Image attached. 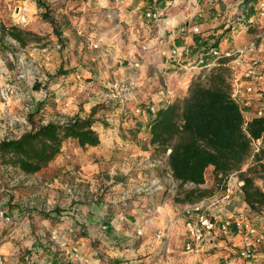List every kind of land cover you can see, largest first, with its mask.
<instances>
[{"label":"crops","instance_id":"crops-1","mask_svg":"<svg viewBox=\"0 0 264 264\" xmlns=\"http://www.w3.org/2000/svg\"><path fill=\"white\" fill-rule=\"evenodd\" d=\"M242 1L205 0L203 4L201 0H154L152 3H145L143 0H123L121 5H117L114 0H83V9L86 12L84 16L76 19L74 26L78 39H72L70 43L65 41L67 47L62 53V62H64V70L68 71L64 75L80 73L85 81L86 88L84 91H79L71 86L67 89L64 88V90H58L51 95L61 96L65 91L69 100L73 102L71 108L61 109L60 113L72 117L79 116L82 119L90 117L93 119L101 118L106 122H110L111 125L106 126L104 123L96 122L94 129L101 138V144L96 149L83 151L75 141L66 140L63 143L61 155L51 165V168L60 169L61 173L65 174L66 179L78 174L84 180L86 179L85 183L93 184V189L90 188V191H84L85 198L83 199L76 198L74 202H70V200L63 201L61 205L68 212H61L60 215L49 212L47 215L39 216L36 210H30L27 214L22 211V220L17 222L13 229V235L17 233V237L22 239L26 236L22 232H27L28 227L32 228L35 225L41 229L39 232L42 236L40 242L48 236V233L51 235L54 232L66 239L70 240L71 238L74 241L75 248L79 247L88 261L90 254H92L89 244L96 239L103 242L110 238L112 240L115 239V241L124 239L129 243L131 242V245L138 243L139 240L135 232L143 225L142 219L144 217H141V213H146L148 208H153L158 215L148 225L145 229L146 231L144 230V237H140L142 248L132 252L129 250V254L121 255H125L123 261H130L126 264H148L150 259H153V256H159V262H161L160 258H163L161 251L168 253L172 257L173 260L169 264H264L262 249L256 251L255 260L252 263H246L240 258L238 250L241 248L242 240L240 232L235 228H231L225 235L210 237L209 242L205 243L199 252L195 254L183 252L186 239L179 238L170 229L171 218L175 216L174 204L171 201H165L161 204V201L157 199L152 206L146 203L145 205L139 204L140 206L138 207H136L138 203L130 202L126 214L131 218H126L125 224L132 229L124 232L122 237V232L120 233V229H117L118 225L116 226L118 219L117 215L116 217L114 216L116 211L109 210L112 207L105 204V202L117 204V202L123 200V197L117 198L119 186L122 184L111 186L115 182L112 179L109 182L110 193L107 195V199L96 196V189H94L95 182L101 177V173L108 169L111 161L121 158L120 163L128 165L131 162L137 163L138 160L152 154V149L147 141L149 133L146 123L130 111L122 112L121 107L117 103L108 99V91L105 89L104 83L108 80H121L130 76L128 72L118 67L117 61L137 59L141 54V48L143 46L148 47V53L144 58L145 67L137 84L138 89L128 107L132 110L138 103H152L157 105L158 109L165 108L170 101H174L185 94L192 80V76L187 73L186 69L199 54L203 51L206 54L211 42L216 41V46H220L223 50L239 44V38H237L235 30L222 36L216 37L215 35L223 28V18L235 17L238 15L236 13H241L239 12L241 9L239 4ZM0 2L6 8V1L0 0ZM261 3H264V0H244L243 6L247 12V19L258 14ZM166 6L170 7L167 15L176 20L177 28L172 29L165 24L159 27H148L143 20V13L149 8H166ZM184 7L185 10L181 11L180 14L183 16L182 18H179L178 15L173 16V13L179 9L182 10ZM251 8L256 9V15H248V9ZM172 9L173 11L175 9L178 10L173 12ZM30 23L31 21L28 25ZM195 27H199L204 33L206 31H214L213 33L215 34L210 38L204 39L203 36L192 33ZM93 38L101 40L98 44V49L93 50L89 47L88 42ZM77 42L79 43L78 49L80 51L85 46L89 47L87 48L89 56L86 55L84 57L86 58L85 61L76 65L74 69L68 66L66 61L67 58H71L73 44ZM173 47L178 48L180 51L176 62L167 61L166 57L162 55L165 52L168 53ZM209 56L207 54L206 58ZM89 59L93 63H90ZM62 62L60 65H57L59 63L49 64L48 70L54 71V74H56V67L61 66ZM163 81H166L173 92V96L161 98L160 90L162 88L161 82ZM57 88H59L58 85L52 89ZM21 93L28 96L31 94L27 87H24ZM39 96L36 98H39ZM86 100L90 101V103H87ZM17 103L19 106L22 105L20 101H17ZM100 103L103 104V107L100 105L104 108L103 110H101V107L99 110L92 109ZM58 109L60 110V108ZM51 111L52 109L50 108L47 110L48 113L42 110L45 114L44 117H49V112ZM137 121L143 125L138 138L125 140L123 133L128 135V131L134 130V123ZM209 172L213 173V170L209 169ZM132 176H135V174H132ZM138 176H141L140 173ZM213 183L214 179L211 181L206 180L205 185L211 188ZM54 195L55 193L52 192L51 196L53 197ZM128 197L131 198V196ZM117 208L119 207L117 206ZM233 208L232 210L236 213L237 210H244L245 204L242 200H238ZM12 211L17 212L18 209L17 211ZM144 213L142 215L147 216ZM62 214H65L66 217H61ZM75 215H77L79 221L75 218ZM47 216L48 218H46ZM221 220V218L215 220L217 226L221 224ZM103 227L107 229L103 230ZM260 229L264 231V221L260 223ZM69 231H79L78 234L80 235L73 232L69 233ZM158 231L165 234L167 238L165 242H158L154 239V234ZM82 233L83 235H81ZM115 241L110 242V244H115ZM23 244L28 245L29 242H21V247H23ZM4 247L7 250H13L14 254L19 250L9 241L4 243ZM71 249L73 248L67 249L69 253ZM139 254H141V257ZM55 256L54 258H56ZM142 256H145V258H142ZM44 257L53 258L48 253ZM15 259L12 258L10 264H14ZM56 264L61 263L58 262ZM122 264H125V262Z\"/></svg>","mask_w":264,"mask_h":264},{"label":"built area","instance_id":"built-area-1","mask_svg":"<svg viewBox=\"0 0 264 264\" xmlns=\"http://www.w3.org/2000/svg\"><path fill=\"white\" fill-rule=\"evenodd\" d=\"M4 1H6L7 9L12 13L10 27L19 29L26 27L29 24L31 15V7L27 4L29 0ZM122 1L114 0L117 5H121ZM143 1L152 3L154 0ZM239 5H241L239 10L241 13H236L238 15L235 17L223 18V28L215 36H222L235 30L237 38L245 36V40L237 46L233 45V47L226 50L216 46V41L211 42L206 54L204 51L199 54L186 70L193 78L202 71H210L217 67L220 60L227 61L225 66L229 70L230 97L239 107L242 114V129L251 141L250 155L241 170L234 171L226 176L220 175L214 179L213 186L210 188L214 190L212 196L175 208L177 213L171 218L170 229L179 238L186 239L185 251L189 254H195L199 252L205 243L209 242L210 237L225 235L231 228H235L240 232L242 240L241 248L238 250L239 256L246 263H252L255 260V254L258 249H262L264 255V231L260 229V223L264 221V213H252L244 202L243 187L245 182L241 179V175L255 164L257 156L264 153V132L259 139H253L248 133V128L254 120L264 122V3L260 4L258 14L248 19L246 18L247 12L243 6L244 0ZM169 8L167 6L166 8H149L143 13L145 24L150 28L165 24L172 29H176V24L169 23V21L173 20L167 15ZM256 24L261 26L259 32L248 37L246 34L249 28ZM1 28L2 22L0 19V119L4 121L2 126L4 131H1L0 143L5 140L19 139L23 134L31 131L32 124L29 121V117L36 113L37 107L41 105L44 111L48 110L50 97L47 89L52 86L53 79L58 81L56 85L63 90L71 86L79 91H84L86 88L85 81L80 73L62 75L57 78L54 77L56 74H53L51 78L45 74L44 71H48V65L53 64L56 61L57 54L62 53L64 50L63 45L59 41L54 43L52 47L46 46L27 52L19 42L7 36L4 39L10 44L11 52H9L5 61L1 59V42L4 41ZM213 32L206 31L204 33L199 27H195L192 30L193 34L203 36L204 39L212 37L215 34ZM100 41V39L96 38L90 39L88 42L89 47L93 50L98 49ZM147 53L148 47L143 46L137 59L130 61L118 60V67L128 72L130 76L121 80H108L104 83V87L108 91L109 101L117 103L121 107L122 112L130 111L145 123L155 118L160 110L157 105L138 103L132 110L129 109L128 105L133 101L138 89L137 84L145 67L144 58ZM179 53V49L173 47L168 53L165 52L162 55L166 57L167 61L176 62ZM207 54L213 56L214 60L207 62ZM161 83V98L173 96V92L166 81ZM37 85L41 87V96L35 98L34 101L31 100L30 96L21 93L24 87L32 90ZM57 98L58 100L55 101L60 104L61 109L66 110L73 106V102L69 100L65 91ZM17 101H20L22 105L19 106ZM31 102H34V104H30ZM172 102L173 100L168 105ZM17 110L21 112L19 115H16ZM67 122L60 121L56 123L64 125ZM48 123L45 120L41 122L42 125H47ZM261 163L264 164V158ZM150 166L166 170L167 175L173 179L168 171L166 158L156 159L154 164ZM9 169L12 168L10 167ZM185 186L194 188L193 185ZM203 186L204 188H209L206 185ZM160 190H162L160 183L153 180L146 187H134L132 191L135 194L142 195L153 194ZM69 193L71 199H75V196L78 195L75 191L69 190ZM238 200H242L245 204V209L242 211L237 210L235 213L232 209H234L235 202ZM12 210L17 211L11 206L0 207V221L3 229H8L11 225L16 226L17 222L21 221L19 210L17 212ZM31 210L35 211L33 207ZM49 212L47 211V213ZM75 218L79 221L77 215H75ZM220 218L222 219L221 224L217 226L215 220ZM106 229V227H103V230ZM144 230L145 227H139L137 236H144ZM55 239V236L51 237L52 241ZM154 239L158 242L167 240L165 234L161 231L154 234ZM62 246L68 247L69 240L66 239ZM43 252L41 249H36L34 253L24 257L23 262L17 264H56L48 257H43ZM0 264H7L6 259L1 255ZM81 264H88V261L83 260Z\"/></svg>","mask_w":264,"mask_h":264},{"label":"rangeland","instance_id":"rangeland-1","mask_svg":"<svg viewBox=\"0 0 264 264\" xmlns=\"http://www.w3.org/2000/svg\"><path fill=\"white\" fill-rule=\"evenodd\" d=\"M201 2L204 4L205 0H201ZM82 3L83 0H29L27 4L29 5V7L33 8V12L30 15L29 20V22L31 21V23L26 28L24 27L21 29L31 33V35L25 37V45L21 44L23 49H25L27 52H31L33 49H41L46 46L52 47L54 43L59 41L63 45L65 50V47H67V43H65V41L70 43V40L78 39L74 26L77 21L76 19L84 16L86 12L83 9ZM177 10L178 9H175V11ZM183 10H185V7L182 8V10L179 9L177 12L173 11L172 9V11L175 12L173 13V16L178 15L179 18H182L183 16H181L180 14ZM248 11V15H256L255 8H251ZM11 15V11H9L7 7L5 8L4 4L0 2V19L2 22L1 29L10 27ZM45 15H47L48 18H46ZM5 37H3V39ZM243 40H245V36L239 38V44L242 43ZM78 47V42L76 44H73L71 50V58H67L66 61L67 65L73 67L74 69L76 68V65L85 61L86 58L84 57L86 55L89 56V50L87 49L89 47L85 46L82 51H80ZM9 52H11V46L4 39V41L1 42V59L5 61ZM62 53L57 54V60L54 62V64L59 63L57 65H60L63 60ZM211 60H213V56H209L208 58H206L207 62H210ZM89 61L90 63H93L91 59H89ZM63 63L64 62H62L61 66H59L60 68L56 67V76H54L55 78L61 77L62 75L68 73V71L64 70ZM44 72L50 78L53 77L52 75L54 74V71L52 72L50 70H45ZM195 73L197 72L195 71ZM56 84V79H53L52 86L48 87L47 89L50 97L48 108L52 109V111L49 112L50 115L49 117H47L48 119L44 117L45 114L42 112L43 106L40 105L39 107H37L36 113L29 117L30 123L34 122L40 124L43 120H48L49 123H56L60 121L67 122L75 119L76 117H79L66 116L63 113H60V104L55 101L58 100V98L55 95H51L52 93H56L58 90H61V88H57L54 90L52 89L56 87ZM28 90L31 93L30 98L32 101H34L35 98L38 97L39 94H41L40 85H37L32 90ZM86 101L87 103H90V101ZM30 104L33 105L34 102H31ZM100 105L102 106L103 104H97L92 109L99 110L101 107ZM102 107L101 110L104 109ZM58 108H60V110ZM44 112H47V110ZM20 113V110L16 111V115H19ZM94 120L95 122L104 123L106 126L111 125L110 122H106L101 118H94ZM3 123L4 121L0 119V137L1 131H4V129L2 128ZM124 136L129 140H134L132 136H128L126 134H124ZM154 158H157L156 155L154 156L151 154L138 160L137 163L131 162L128 165L120 163L121 158H115L116 160L110 162L111 164L108 166V169L105 172H102L101 177L97 179V182H95V194L96 196L98 195V197L100 196V198L103 199L108 198L107 195H109L110 193L109 182L112 179H114L115 182L111 186L122 184L119 186V193L117 194L118 196H116L117 198L123 197V200L121 202H117V204H114L113 202H105L106 205H110L112 207L109 208V210H112L114 212L116 211L114 215L115 217L116 215L118 216L116 226L118 225L117 229H120V233L122 232V237L124 232L132 229L125 224L126 218H131L126 214V212L129 208L130 202L132 201L138 203L136 207L140 206L139 204L145 205L146 203L152 206L154 205V203H156L157 199L161 201V204L165 201H171L174 204L175 214L177 213L175 211V208L181 207L185 204H191L190 201H187L188 198H186V196L187 193L194 188L192 186H181L178 182L171 179L165 172L160 171L159 167H151L150 165L154 164V160H156ZM9 168L10 167L5 168L0 166V207L11 206V208L13 209H18L21 220V212L24 211L26 212L25 214H27V212L30 211L32 207L36 211H38V213H43V216L44 214L47 215V211H50L51 213L54 212L60 215L61 212L67 211V209H65L64 206L61 205L63 201L70 200V202H74L76 198L83 199L85 198L84 191L87 192L90 191V188L93 189V184L89 182L85 183L86 179L84 180L83 177H80L78 174L77 176H72L70 179H66L65 174L61 173L60 169L58 168V170L54 174L47 176V178L32 176L28 177V175H22L16 172L14 169ZM139 173L141 176H138ZM132 174H135V176H132ZM215 178L216 177L213 173H210L209 171L206 173L207 181H211ZM153 180H156L160 183V185L162 186V190L153 194L138 195L133 193L132 190L134 187H146ZM256 185L264 191V178L257 179ZM201 189L209 192V195L207 197L214 194V190L210 188H204V186H201ZM69 190L72 192L75 191L78 194H74L77 195L75 196V199H71ZM52 192L55 193L53 197L51 196ZM199 195L200 194L194 195L192 197V200H197ZM128 196H131V198H129ZM117 206L119 208H117ZM143 213L144 212L141 213V217H144L142 219L143 225L141 224V227H145L146 229L148 225H150L152 221L155 220V217L156 215H158V213L155 212L153 208H148L147 212L144 213L147 214V216L142 215ZM61 217H66V215L62 214ZM2 227L3 225L0 221V234L2 233L3 235H5L7 241H9L10 243L12 242L13 246L19 248V250L16 251V254H14L13 250H7L4 247L3 242L0 243V255L6 259L7 264L11 263L10 260L12 258H16L13 262L14 264L23 262L24 257L34 253L36 249H41V251L43 250L44 254L48 253L49 255H52V260H54L55 263L60 262L61 264H81L83 260L87 259L83 256L79 247L75 248V244L70 242L69 239V246L63 247L62 243L66 241V238L61 237L55 232L51 233V235L47 232L48 236L40 242L42 236L39 232L41 231V229H39L35 225H33L32 228L28 227L27 232H22L26 234V236H24L22 239H19L17 237V233L13 235V229L15 228V225L13 226L12 230L11 227L7 230H3ZM137 230L135 232V235L139 241L136 244L131 245V242L129 243L127 242V240L121 239L115 241V239L112 240L111 238L106 240L105 242L99 239L91 242L89 244V248L91 249L90 252L92 254H90L88 258V264H122L123 262H125V264L129 263L130 261L128 260L123 261L125 255H121L129 254V250L130 252H132L133 250L137 251L139 250V248H142L140 243L141 239L137 236ZM74 233L80 235L78 234L79 231ZM81 235H83V233ZM53 236H55L56 239L52 241L51 237ZM25 241H28L29 244H23V247H21V242ZM112 241H115L116 243L110 244V242ZM71 247L73 249H71L69 253L67 249ZM184 251L185 250H183V252ZM54 255H56V258H54ZM139 256L141 257V254H139ZM161 256L163 257L160 258L161 262H159V256H153V259H150V262L148 264H169L170 262H172L171 260H173L172 257L168 255V253H163V251H161ZM142 258H145V256H142Z\"/></svg>","mask_w":264,"mask_h":264},{"label":"trees","instance_id":"trees-1","mask_svg":"<svg viewBox=\"0 0 264 264\" xmlns=\"http://www.w3.org/2000/svg\"><path fill=\"white\" fill-rule=\"evenodd\" d=\"M45 17L48 18L47 15ZM260 27L259 24L251 26L246 35L257 34ZM2 30L3 37L9 36L22 45H25V37L31 35L16 27ZM218 64L212 70L194 76L182 97L160 109L155 118L146 123L147 141L152 155L157 157L154 159L166 158L172 178L181 186H194L186 196L191 203L209 195L208 191L201 189L209 169L213 170L216 178L239 171L251 151V141L242 129V114L230 97L227 61L220 60ZM31 124V131L19 139L0 143V166L11 167L24 175L47 178L58 170L51 165L61 155L66 140L75 141L83 151L96 149L101 144V138L94 129L96 122L91 117H76L64 125L54 122ZM134 126V130L127 134L137 139L143 125L137 121ZM263 132L264 122L260 120H254L248 128L253 139H259ZM123 137L128 140L124 133ZM263 158L264 153L257 156L255 164L241 175L245 182L244 202L254 214L264 213V191L256 185L257 179L264 178ZM160 171L167 174L166 170ZM197 194H200L198 199L193 201L192 197ZM42 214L38 213L39 216ZM10 227L12 230L13 226ZM72 232L76 231H69ZM6 241L1 233L0 243ZM70 241L74 242L71 238Z\"/></svg>","mask_w":264,"mask_h":264},{"label":"bare ground","instance_id":"bare-ground-1","mask_svg":"<svg viewBox=\"0 0 264 264\" xmlns=\"http://www.w3.org/2000/svg\"><path fill=\"white\" fill-rule=\"evenodd\" d=\"M32 12H33V8H30V14H32ZM169 23L175 25L176 24V20L173 19V20L169 21Z\"/></svg>","mask_w":264,"mask_h":264}]
</instances>
